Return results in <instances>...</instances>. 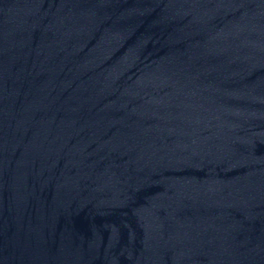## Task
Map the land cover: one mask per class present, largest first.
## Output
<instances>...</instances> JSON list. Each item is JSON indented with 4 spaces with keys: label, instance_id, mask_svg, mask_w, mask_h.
Masks as SVG:
<instances>
[{
    "label": "water",
    "instance_id": "1",
    "mask_svg": "<svg viewBox=\"0 0 264 264\" xmlns=\"http://www.w3.org/2000/svg\"><path fill=\"white\" fill-rule=\"evenodd\" d=\"M0 264H264V0H0Z\"/></svg>",
    "mask_w": 264,
    "mask_h": 264
}]
</instances>
